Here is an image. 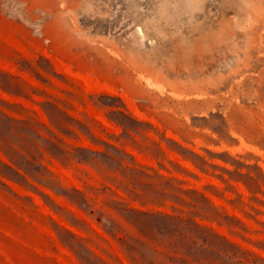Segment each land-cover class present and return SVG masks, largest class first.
I'll use <instances>...</instances> for the list:
<instances>
[{"label": "rangeland", "instance_id": "374dc122", "mask_svg": "<svg viewBox=\"0 0 264 264\" xmlns=\"http://www.w3.org/2000/svg\"><path fill=\"white\" fill-rule=\"evenodd\" d=\"M247 174L264 175L263 0H0V264H200L163 217L154 239L127 219L195 217L169 196L209 207L176 189L210 198L221 216L195 219L242 249L194 252L264 264Z\"/></svg>", "mask_w": 264, "mask_h": 264}, {"label": "trees", "instance_id": "16d2710c", "mask_svg": "<svg viewBox=\"0 0 264 264\" xmlns=\"http://www.w3.org/2000/svg\"><path fill=\"white\" fill-rule=\"evenodd\" d=\"M3 31H5V30L3 29ZM127 59L132 62V60H130L129 58H127ZM119 114L123 115L124 117H127V115L122 111H119ZM131 119H132V121H134L136 124H139V125L147 124V123L140 121L138 119H133V118H131ZM165 123L169 127V129H171L175 134L180 135L181 138L184 141H186L187 132H185L184 130H181L179 128H176L172 124L170 125L167 122H165ZM119 124L121 126H123L125 132L132 131V130L138 131V130H135V128L128 126L122 122H119ZM215 131L217 133L221 134L220 130L215 129ZM241 133L244 135V137L247 141L252 142V143H256V140H253L252 138H250L249 136H247L243 132H241ZM166 140L169 141L170 143H172L173 145H175V147H172V146L171 147L173 148V150L177 151L184 159L192 162L193 165L196 168L200 169L201 171H204V172L206 171L205 166L208 164V162L205 160V158L200 156L198 153L193 152L192 150L185 148L180 143H178L172 139H166ZM208 153H211V152L208 151ZM15 164L17 166L21 167L22 169H24L29 175L33 176L32 174H30V172L24 166H21L20 164H18L16 162H15ZM241 165H243V164H241ZM216 167H218V166H216ZM246 167H249V166H246ZM222 169H224L227 172H230L226 168H222ZM191 175L196 177L195 174H191ZM157 176L159 178H164L163 176H161L159 174H157ZM246 177L249 181H251V183H253L256 186L257 191L263 193L262 185L260 184L259 181H260V179H264V175H261L257 178H254L250 174H247ZM245 184L248 187V189L250 191H252V187L249 184V182H245ZM173 189H175V188H173ZM176 190L182 191L189 196L190 195H196L200 199H202V201L204 203L209 205L208 208H204L203 206H200L202 203L201 200L193 198L192 196L191 197L193 199V203L187 202L186 200H184L183 198H179L178 196H169V198H172L177 203L189 205L191 207L196 208L197 210L192 213L195 217L200 216V217H203V218L208 219V220L217 221V219L221 216V214L219 213V207L216 206L210 200V198H208L204 193L198 192L197 190H178V189H176ZM159 194H162V193H159ZM173 210L176 211L177 209L175 207H173ZM131 212L132 213H138L140 215V217H142V219H144V220L134 219L130 216H127L128 221L131 222L132 224L136 225L137 227H139V230L143 234L150 237L151 239H154V236L152 234L153 233L152 230H149V232L144 230L145 229L144 226L146 225V222H148L147 221L148 217L161 216L164 219H166L167 221H169L170 224H172V226H174L178 229H181V231L184 232V234H186L185 239L188 242L182 243L181 242L182 240H180V242L173 241L172 242L173 244H171V247L173 249H175L177 252L182 253L184 256L191 259L193 262H198L200 264H213L214 263V259L209 258L210 256H200V254L194 252L193 248L190 247V246H196L198 242H201L202 248L206 250L208 255H213L212 257L219 256L220 254H223V253L228 254V252H229L228 247H233L235 249L242 250L238 245L234 244L233 242H231L226 237L221 236L219 233H217L213 229V227L207 226V225H202V224L198 223L197 220L195 219V217L185 219L182 217L173 216V215L165 214V213H161V212L158 214H154V213H148V212H144V211L137 210V209H132ZM203 213H209L210 215L206 216V214H203ZM225 217L227 219H232V217H230L229 215H226ZM149 222H151V220H149ZM180 234L182 235V233H180ZM121 242H122L123 246L126 247V245H127L126 241L122 240ZM131 251H132V249H131ZM172 259L179 260V258H177V257L172 258Z\"/></svg>", "mask_w": 264, "mask_h": 264}, {"label": "bare ground", "instance_id": "6f19581e", "mask_svg": "<svg viewBox=\"0 0 264 264\" xmlns=\"http://www.w3.org/2000/svg\"><path fill=\"white\" fill-rule=\"evenodd\" d=\"M263 1H264V0H263ZM261 2H262V1H261ZM192 3H193V2H192ZM174 4H175V3H174ZM224 7H225V6H224ZM238 10H239V9H238ZM238 10H237V11H238ZM231 11H232V9H231ZM233 11H234V10H233ZM139 31H140V34L143 36V35H144L143 31H142V30H140V29H139ZM143 38H144V37H143ZM85 82H87V83H88V80H87V79H85Z\"/></svg>", "mask_w": 264, "mask_h": 264}]
</instances>
